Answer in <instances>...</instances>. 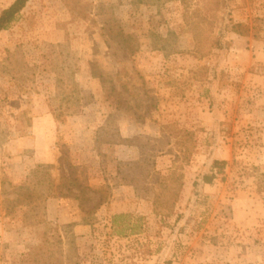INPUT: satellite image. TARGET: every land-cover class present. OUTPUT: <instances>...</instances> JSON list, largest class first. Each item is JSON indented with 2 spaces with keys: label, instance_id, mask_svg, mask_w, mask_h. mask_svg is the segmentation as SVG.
<instances>
[{
  "label": "rangeland",
  "instance_id": "1",
  "mask_svg": "<svg viewBox=\"0 0 264 264\" xmlns=\"http://www.w3.org/2000/svg\"><path fill=\"white\" fill-rule=\"evenodd\" d=\"M262 189L264 0H29L0 33V264H264Z\"/></svg>",
  "mask_w": 264,
  "mask_h": 264
},
{
  "label": "trees",
  "instance_id": "2",
  "mask_svg": "<svg viewBox=\"0 0 264 264\" xmlns=\"http://www.w3.org/2000/svg\"><path fill=\"white\" fill-rule=\"evenodd\" d=\"M29 0H13V2L4 8L0 12V33L4 30L9 29L12 27L19 19L21 12L25 9L27 6ZM231 30L241 34V35H247L249 32L248 26L244 23H235L231 21ZM227 165L226 160H219L215 159L212 163L210 173H206L202 177L203 183L211 184L214 182L216 178H218V174H225V167ZM194 184H197L195 182ZM262 189L261 191H263ZM123 216L116 215L114 219V223L117 224V220L122 218ZM170 264V263H168Z\"/></svg>",
  "mask_w": 264,
  "mask_h": 264
}]
</instances>
